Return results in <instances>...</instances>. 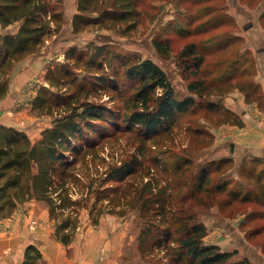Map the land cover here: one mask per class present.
<instances>
[{"label":"trees","instance_id":"1","mask_svg":"<svg viewBox=\"0 0 264 264\" xmlns=\"http://www.w3.org/2000/svg\"><path fill=\"white\" fill-rule=\"evenodd\" d=\"M65 1L0 0V101L9 93L10 72L17 62L40 51L51 36L61 32L65 19ZM195 1L196 5L207 3V0ZM140 4L141 0H77L72 32L79 35L90 28L126 25L128 28H124L122 33L128 34L142 23L143 8ZM204 9L207 7L204 6L201 11ZM17 23L19 26L15 32L8 30ZM207 23L199 24L198 31ZM210 27L214 29L207 32L201 30V34L205 33L203 43L212 47L214 54H219L227 48L224 46L227 36L216 35V31L223 27V21ZM153 43L160 56L169 57L171 45L167 39L157 38ZM242 53L250 54L245 51ZM179 56L184 61L185 77L190 80L188 88L191 94L184 98L177 97L167 73L153 59L128 57L96 42L89 44L88 53L70 48L66 52L67 64L58 63L49 69L46 80L50 86H40L32 100L34 110L53 117L52 125L45 128L37 140L15 126L0 125V220L11 217L31 200L45 202L53 218H58L61 212H70L57 221L55 232L57 239L68 245L80 223L77 209L84 205L82 199L74 195L91 193L94 185V179L88 185L81 184L84 175L78 164L80 161L86 162L88 157L93 160L98 155L99 142L96 139L107 135L109 130L106 128L113 127L127 132L136 130L141 136V147L138 156H133L119 166L106 167L104 173L108 179L104 178L105 182L110 177L124 180L125 176L134 175L142 165L139 157L145 156L146 141L155 139L161 131H171L178 115L197 107V97L206 98L213 90L217 94L218 100H208L205 104L207 111H220V116L210 120L211 126L206 125L211 138L213 134L210 127L229 121L238 123L237 115L225 105L224 96L231 90H240L248 103L258 102L264 108V90L256 80L257 71H241L242 66L238 60L229 62L213 58L210 63L200 43L196 41L186 44ZM113 62L119 63L120 72L123 71L135 88L132 95L123 99L121 106L90 99L92 90H119L120 72L113 68ZM110 67L112 73L109 72ZM74 69H83L85 72L79 77ZM88 85L90 88H86ZM52 87L57 88V91ZM200 129L195 128L197 132ZM225 162L227 164L229 160L222 159L214 163L213 172H219ZM208 167H197L200 168L198 191L204 189L207 194H211V188L203 187L212 178L206 171ZM154 179L148 180L139 192L141 204L138 211L144 221L140 233L141 245L163 249L168 257L173 255V258L180 261L191 258L196 264H254L246 257H235L236 252H225L217 245L204 244L206 226L193 223V214L179 215L174 207L172 192H169L171 186H161L159 180L155 182ZM116 191L114 189L113 192ZM234 192L229 190L230 194ZM127 195V192L114 197L106 194L105 198L121 204ZM243 195L244 198L251 196ZM206 198L198 196L197 201L204 205L202 201ZM258 218L261 219V216ZM41 258L40 249L35 244H29L22 264H38Z\"/></svg>","mask_w":264,"mask_h":264},{"label":"rangeland","instance_id":"2","mask_svg":"<svg viewBox=\"0 0 264 264\" xmlns=\"http://www.w3.org/2000/svg\"><path fill=\"white\" fill-rule=\"evenodd\" d=\"M195 2L197 1L141 0L142 23L128 34L122 33V30L127 29L128 26L117 25L90 28L75 35L72 32V18L77 12V0H66L65 19L61 32L51 36L40 51L26 57H38L42 61V66H39L37 71H33L34 75L21 85L19 77L21 71L17 72L16 67L26 58L17 62L16 71L14 68L10 72V89L11 86L13 87V81L16 87L12 90L13 108L7 111V117H15L17 114L19 127L24 128L26 132L29 131L33 137L51 126L53 117L34 110L32 100L40 86H50L46 80L49 69L58 63L67 64L66 52L70 48L88 53L91 42L105 44L128 57L153 59L167 73L178 98L191 94L188 88L190 80L185 77L184 61L179 53L192 41L200 43L210 63L213 58L226 59L229 62L238 60L239 65L242 66L241 71L245 70V73L260 71L263 76L264 0H207V3L199 5ZM204 6L207 9L201 11ZM210 12L212 13L208 15ZM222 21L223 27L216 31V35L227 36V43L224 45L227 48L219 54H214L212 47L204 45L205 33L201 34V30L211 31L214 28L211 29L210 25L214 26ZM203 22H209L210 25L209 23L202 25L198 31L199 24ZM250 23H253L251 27H244ZM18 26V23L14 24L8 30H17ZM157 38L167 39L170 42L169 57L158 54L153 43ZM243 51L250 54L242 53ZM113 68L119 72L121 70L118 62H113ZM217 71L216 68L215 74ZM74 72L81 77L85 70L74 69ZM109 72H113L111 67ZM118 86L117 92L105 89L92 90L90 99L94 102L121 106L123 99L132 95L135 88L126 79L123 71L118 76ZM86 88H90L89 85ZM52 89L57 91V88L52 87ZM237 90H231L224 97L233 95ZM216 95L213 90L206 98L197 97V107L188 113L178 115L171 131H161L155 139L146 141L145 156L139 157L142 165L134 175H127L124 180L120 177H110L105 182L104 178L108 179V175L104 171L110 165L119 166L133 156H138L141 136L136 130L127 132L108 127L106 128L109 130L106 133L108 136L96 139V142H99L98 155L93 160L92 157H88L86 162L80 161L78 164L82 176L84 175L81 184L88 185L89 181L94 179V185L91 193L83 196L74 195L75 198L82 199L84 205L77 209L80 223L73 233L71 242L75 243L76 247L67 246L72 264L197 263L191 258L180 261L173 258V255L168 257L163 249L152 248L147 244L141 245L140 233L144 221L138 211L141 204L139 192L153 177L155 182L159 180L161 186H171L172 190L169 192H172L174 207L179 215L193 214L195 219L193 223H202L206 226L204 244L217 245L222 251L236 252L235 257H246L254 264H264V151L260 150L258 153H253L252 150L243 151V148L235 143H233L235 145L233 151L230 144L225 148L219 146L216 142V134L219 133L220 137L232 135L229 129L223 130L225 124L233 123L230 121L210 127L213 134L211 138L206 125L211 126L210 120L220 116V111H207L205 104L208 100H218ZM7 96L0 101V104L7 100ZM245 103L253 104L248 103L247 100ZM256 104L259 105L258 102ZM259 107L261 109V106ZM255 110L256 108H253L250 111L254 113ZM239 117L240 115H237V118ZM196 127H201L199 131L201 133L195 130ZM222 159L229 162L227 164L225 162L219 172H213L214 163ZM198 165L209 166L206 171L212 178L203 187L211 188V194H207L204 189L198 191L200 170L197 168ZM219 186L223 189L220 190ZM114 189L117 191L113 192ZM231 189L235 190L233 194L229 193ZM84 191H87V187ZM124 192L128 195L121 204L105 198L106 194L114 197ZM243 194L251 196L244 198ZM198 196L207 197L202 201L204 205L197 201ZM33 201L32 205H23L16 210L22 215V222H29L32 229L39 225L38 222H53L56 227L57 221L70 213L61 212L58 218H53L45 202ZM112 209L115 212H111ZM119 210H122V213ZM259 216L261 219L258 218ZM32 223H36L35 227ZM95 248L96 253L91 254Z\"/></svg>","mask_w":264,"mask_h":264},{"label":"crops","instance_id":"3","mask_svg":"<svg viewBox=\"0 0 264 264\" xmlns=\"http://www.w3.org/2000/svg\"><path fill=\"white\" fill-rule=\"evenodd\" d=\"M15 31L16 29L13 30V32ZM41 63L42 61L38 57H29L17 64V72L21 71L19 76L21 78L20 85L34 75L32 74L33 71H37L38 67L42 66ZM262 71L264 74V69ZM256 80L262 84L264 90V75L261 76L260 71ZM12 85L7 100L0 104V125H10L25 130L19 127L17 114L15 117H7L6 115L7 111L13 108L11 102H13L12 90L16 87L15 81ZM245 100V95L238 90L233 92V95L230 94L225 98V105L240 117L238 123L224 125L223 130L229 129L232 135L220 137L218 133L216 134V142L223 148L235 143L243 148V151L252 150L251 152L258 153L260 150L264 151V108H261V110L258 104H247ZM253 108H256L254 113L250 111ZM41 132L33 137L27 131L33 140L39 139ZM32 201L27 202L25 205H32ZM29 212L31 213V211ZM21 217L22 215H19V211H17L11 218L0 220V264H22L25 248L29 244H35L42 253V258L38 264H72L70 255L67 253V246L70 245L71 248H75L76 244L66 245L59 241L55 234L56 227L53 222H38L39 225L32 229L29 222H22ZM94 253H96V248L91 252V254Z\"/></svg>","mask_w":264,"mask_h":264},{"label":"water","instance_id":"4","mask_svg":"<svg viewBox=\"0 0 264 264\" xmlns=\"http://www.w3.org/2000/svg\"><path fill=\"white\" fill-rule=\"evenodd\" d=\"M252 24H253V23H250V24H248V25H246V26H244V27H245V28H249V27L252 26ZM234 147H235V145L232 143V144H231V149H232V151L234 150Z\"/></svg>","mask_w":264,"mask_h":264},{"label":"built area","instance_id":"5","mask_svg":"<svg viewBox=\"0 0 264 264\" xmlns=\"http://www.w3.org/2000/svg\"><path fill=\"white\" fill-rule=\"evenodd\" d=\"M35 224H36V223H34V224L32 223L33 227H35V226H34Z\"/></svg>","mask_w":264,"mask_h":264}]
</instances>
